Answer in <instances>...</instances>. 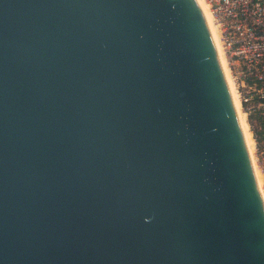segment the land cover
<instances>
[{"label":"water","instance_id":"water-1","mask_svg":"<svg viewBox=\"0 0 264 264\" xmlns=\"http://www.w3.org/2000/svg\"><path fill=\"white\" fill-rule=\"evenodd\" d=\"M199 0H0V264H264V200Z\"/></svg>","mask_w":264,"mask_h":264},{"label":"built area","instance_id":"built-area-1","mask_svg":"<svg viewBox=\"0 0 264 264\" xmlns=\"http://www.w3.org/2000/svg\"><path fill=\"white\" fill-rule=\"evenodd\" d=\"M203 1L215 21L251 132L264 193V0Z\"/></svg>","mask_w":264,"mask_h":264},{"label":"bare ground","instance_id":"bare-ground-1","mask_svg":"<svg viewBox=\"0 0 264 264\" xmlns=\"http://www.w3.org/2000/svg\"><path fill=\"white\" fill-rule=\"evenodd\" d=\"M199 2L201 4L202 8L204 9V12H205V14L207 16V19H208V21H209V23H210V25L212 27V30L214 32V35H215V39H216L217 46H218V51H219V56H220L221 62L223 64L224 70L226 72V75H227L231 90H232L231 99H232V103H233V108H234L236 116H237V120H238V123H239V127H240V130H241L243 141L245 143V146L247 148L248 154H249L250 159L252 161V165H253V170H254L257 186L259 188L261 196L264 199V193H263L262 181H261V174L259 172V168H258L256 159H255V155L253 153V139H252V136H251V132L249 131V129L247 127V123H246V121L244 119V114H243L242 110L239 107V102H238L237 94H236V91H235V83H234L232 77L230 76V73H229V70H228L227 57H226L223 45L221 43L220 36L218 34L215 21L211 17V15H210V13L208 11L207 4L203 0H199Z\"/></svg>","mask_w":264,"mask_h":264}]
</instances>
